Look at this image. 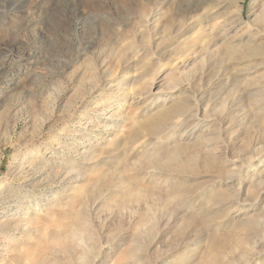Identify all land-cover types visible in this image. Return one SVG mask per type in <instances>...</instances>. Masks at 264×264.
Masks as SVG:
<instances>
[{
    "label": "rangeland",
    "instance_id": "rangeland-1",
    "mask_svg": "<svg viewBox=\"0 0 264 264\" xmlns=\"http://www.w3.org/2000/svg\"><path fill=\"white\" fill-rule=\"evenodd\" d=\"M263 15L264 0H0V185L67 175L18 229L29 212L0 195L16 229L0 264H264ZM193 95L196 117L132 126Z\"/></svg>",
    "mask_w": 264,
    "mask_h": 264
},
{
    "label": "bare ground",
    "instance_id": "bare-ground-1",
    "mask_svg": "<svg viewBox=\"0 0 264 264\" xmlns=\"http://www.w3.org/2000/svg\"><path fill=\"white\" fill-rule=\"evenodd\" d=\"M205 14L206 13L203 11V13L201 14V18H198V20H196L198 24L200 22V25H201L202 21H200V20H203L207 17ZM263 21H264V15H263ZM260 31L264 32V29L259 30V32ZM193 46H195V44ZM263 51H264V47H259V46H253L252 47V52H253L252 54L254 56L263 54ZM181 66L182 67L184 66V62L181 63ZM191 99H192L191 100L192 103L189 106L186 105L185 102H183V101L175 102L172 106H170V108L164 109L158 115H156L154 117L153 121L147 122V121H139L138 120V121H135L132 126L135 127L136 131H138V132L141 131V132H145L148 135H151V134L156 135V133L159 132L165 125L174 126V125L178 124L179 121L185 120L188 117H191V116L196 117L198 112L201 110L200 109V100L198 99L197 95H195V96L193 95ZM101 111H103V110H101ZM116 114H117V112H116ZM120 114H122V113L118 112L117 116H119ZM171 119H173V120L171 121ZM121 120H123V117ZM124 121H122V123ZM123 126L122 125L118 126L117 130L120 131ZM121 131H123V130H121ZM117 133H119V132H117ZM131 137H132V139L130 140L131 142L127 144L128 148H130L129 145H134L137 142V140H135L136 136L133 135ZM117 145L120 146V143H118ZM140 146L142 147L143 145H140ZM84 156L85 155H82L81 158L84 159L85 158ZM148 166H149L148 169L154 170V172H155V170H157L155 164H153V163L152 164L150 163ZM29 171H31V170H29ZM33 172L39 174L40 170L35 168L33 170ZM62 175H64V174L60 173V175L59 174H58V176L56 175L57 177L55 176L51 180L46 179V180H44V182H43V179H41V181H39L38 184H32L34 179H35V177H34L35 174H33V176L22 175L21 179L20 178L19 179L22 180L23 182L18 183V184H15L14 181L11 182L12 183L11 188L13 190L10 188H4V190H2V187L0 185V195L2 196V198L4 200H9L10 203L15 204L14 209H16L17 212H20L23 209H25L24 207H26L27 211L29 212V213L24 214L23 218L17 219V221H16L17 222L16 223L17 229L20 226L24 227L25 225H30L33 218L34 219L38 218V217H36L37 213H38L35 210L36 205L28 204L26 202L27 199L30 198L32 195H35L37 191H39L38 193L41 194V189L44 185H46L50 189L52 188V186H62L60 184L67 177V175H65V176H62ZM151 176H153V175H151ZM78 177H79V174L77 173L76 178H78ZM31 206H33L34 210L30 209ZM5 221L6 222H4V223H0V233H2L1 232L2 229H6L7 233H10V231L16 230V229L10 228L12 226L11 225L12 221H7V220H5ZM13 221H15V220L13 219ZM14 228H15V226H14Z\"/></svg>",
    "mask_w": 264,
    "mask_h": 264
}]
</instances>
